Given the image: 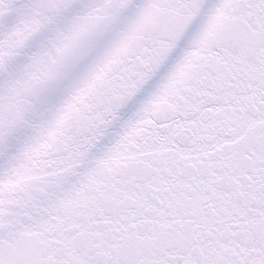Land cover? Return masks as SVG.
Instances as JSON below:
<instances>
[{
    "label": "snow or ice",
    "instance_id": "1",
    "mask_svg": "<svg viewBox=\"0 0 264 264\" xmlns=\"http://www.w3.org/2000/svg\"><path fill=\"white\" fill-rule=\"evenodd\" d=\"M0 26V143L88 61L0 168V264H264V0H0Z\"/></svg>",
    "mask_w": 264,
    "mask_h": 264
},
{
    "label": "water",
    "instance_id": "2",
    "mask_svg": "<svg viewBox=\"0 0 264 264\" xmlns=\"http://www.w3.org/2000/svg\"><path fill=\"white\" fill-rule=\"evenodd\" d=\"M19 3H26L27 0H18ZM88 0H75L76 8L79 9ZM140 0H133V3H139ZM211 2V0H209ZM130 13H125L129 15ZM3 26H0V31H3ZM192 29H189L188 35L182 39L176 49L170 54L168 60L160 67L154 76L117 111L116 118L109 124L104 134L96 141L94 146L90 149L88 160H94L104 154L110 147L118 135L123 131V126L131 118H134L135 112L141 107L152 91H155L157 83L161 82L168 70L176 59L179 58L181 50L187 46L188 39L191 35ZM38 44L31 45L26 49L25 54L17 57L9 66L8 71L18 73L22 71L23 65L27 62L28 56L32 52L37 51ZM87 60L81 61L77 66L70 68L67 74L59 81L53 83L48 88L44 89L32 98L31 107L25 115L26 123H21L10 134L6 141L0 143V168L7 165V162L14 156L24 143L34 134L37 128L46 120H48L55 109L59 107L64 98L67 96L73 81L84 71L87 66ZM7 78V73L0 72V83ZM83 171V168L79 169ZM77 177H70V181H75Z\"/></svg>",
    "mask_w": 264,
    "mask_h": 264
}]
</instances>
